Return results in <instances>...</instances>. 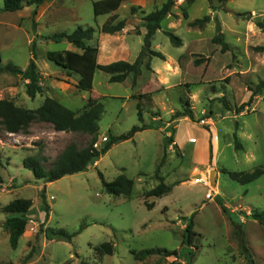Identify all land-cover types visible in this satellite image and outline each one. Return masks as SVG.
<instances>
[{"label":"rangeland","instance_id":"374dc122","mask_svg":"<svg viewBox=\"0 0 264 264\" xmlns=\"http://www.w3.org/2000/svg\"><path fill=\"white\" fill-rule=\"evenodd\" d=\"M92 1L45 0L16 11L0 10V66L11 62L25 68L33 50L43 87L42 94L31 98L25 92L26 80L0 71V99L35 109L50 96L78 113L94 99L103 107L94 142L98 148L110 134L126 133L141 123L150 126L113 144L85 171L48 182L35 178L23 166V158L37 155L49 168L68 144L83 148L92 135L56 130L37 116L10 132L0 118V264H186L173 255L151 254L140 260L132 253L149 248L188 249L190 264H264V223L251 217L264 210V87L259 86L264 83V51L258 49L264 47V32L257 25L264 19V0H173L170 14L151 39V48L164 59L152 56L135 84L130 75L110 82L109 74L96 70L91 89L80 90L76 74L46 59L49 50L75 47L67 41L43 40L41 35L92 26L95 31L88 43L101 46L98 63L133 62L145 35L138 19L165 0H135L138 5L120 6L113 23L125 24L112 32L106 23L112 13L95 17ZM204 15L209 20L203 26L189 24ZM218 26L226 50L212 41ZM163 30L178 36L180 45H173ZM185 100L193 119H174ZM174 124L180 150L164 145L165 136L174 134ZM257 167L263 173L246 184L222 172ZM211 169L216 171L214 186L208 178ZM98 171L107 181L119 173L131 178V195L106 193ZM160 177L172 185L171 190L146 196ZM43 188L47 214L41 205ZM208 191L210 198L205 196ZM14 198L32 201L16 248L10 246L4 226V206ZM151 202L153 206H147ZM190 218L191 242L186 245L184 228ZM58 229L72 238L58 237L54 234ZM108 241L112 254L96 251Z\"/></svg>","mask_w":264,"mask_h":264},{"label":"trees","instance_id":"16d2710c","mask_svg":"<svg viewBox=\"0 0 264 264\" xmlns=\"http://www.w3.org/2000/svg\"><path fill=\"white\" fill-rule=\"evenodd\" d=\"M43 1L45 0H3V6L0 10L16 11L24 6H29L32 4L37 6ZM124 1L126 0H94L92 1L93 15L97 17L102 14L113 13ZM173 3V0H165L160 5V7L142 15V24L147 31L143 37L142 47L133 62L117 60L107 64L98 63V47L88 43V41L93 38L95 30L92 26L84 27L80 25L70 32L59 31L52 34L41 35L43 40H53L56 42L64 40L81 50L80 52L73 50H49L46 52V59L53 62L55 65L66 69L68 72L76 74L78 76L76 87L80 90L91 89L94 72L96 70H101L109 74L110 82H121L130 75L132 77V84H135L136 79L141 74L142 66L144 65L146 68H149V61L151 60L152 56L164 59V55L161 52L151 48V38L156 30L160 29L161 21L166 17V15L170 14ZM183 15L185 17L187 16L186 10H183ZM116 17V14L113 13L106 22L108 25L107 30L110 32L121 30L124 27V20H118L113 23ZM208 20V15H204L201 18L193 19L189 24L203 26ZM257 25L264 32V19L259 21ZM163 33L168 36L170 42L173 45H180V38L176 36L171 30H163ZM212 41L219 44L222 50H226L228 48V44L224 40L223 34L220 32L219 26L216 29L215 35L212 37ZM258 49L264 51V47H259ZM34 59L35 54L32 50V57L25 68H20L11 62H7L6 64L0 66V71H6L11 74L20 75L24 80H26L25 92L31 98H34L36 94H42L43 92V87L39 81V72ZM194 62L197 63L198 61L196 60ZM259 86L264 87V83H260ZM102 112V104L95 101L94 99H89L86 104V108L79 113L67 108L50 96H45L41 104L35 109H29L20 105H16L9 99H0V118L3 120L6 129L10 132H16L19 128L26 125L31 119L37 116L52 124L56 130H82L92 135L91 142L83 148H77L74 144H68L56 156L49 168H46L42 164V158L37 155H28L23 158V166L30 169L35 178L43 179L48 182L57 180L65 175H71L85 171L93 160L104 154L113 144L129 139L135 132L146 129L148 126H150L141 123L140 125L132 126L131 129L126 133L119 135L110 134L107 137V141L98 148L94 146V142L97 137L98 121ZM180 116H187L193 119L188 100H185L182 103L181 111L177 110L173 113L174 119ZM138 117L139 120L142 121V114L140 110L138 111ZM233 137L235 148H241V144L237 140L235 134H233ZM172 141V136L166 135L164 138V145L167 146ZM222 172L226 173L231 179L241 184H246L258 178L263 173V169L261 167H257L250 171H229L223 168ZM98 176L101 179L103 190L106 193L114 196L124 197H129L131 195L133 190V180L124 173H119L110 181L105 180L102 173L99 171ZM1 181L2 178L0 175V182ZM171 188L172 185L166 184L164 179L160 177L159 183L155 187L149 189L146 192V196L158 197L168 193ZM40 197L42 208L45 211V214H47L45 188L41 189ZM31 204L32 201L30 199L14 198L6 206H4V211L7 213L4 226L8 229L9 244L12 248H16L17 241L20 235H22L24 232L25 225L28 221L26 213L29 210ZM220 205L223 211L227 210L224 205ZM147 206L152 207L153 203H148ZM251 217L260 223H264V210L251 213ZM191 228L192 220L190 218L184 228L185 233L183 243L186 245H189L191 242ZM54 234L66 240H70L72 238V234L67 233L63 229L55 230ZM239 239L240 244H242V247L245 250V242L241 234H239ZM97 247V252L103 254L113 253V245L109 241L103 242ZM132 253L140 260L151 254H164L166 256L173 255L184 258L186 260V264H190L187 255H189L191 251L188 249L186 251L179 252L176 249L166 250L162 248H149L137 252L132 251ZM30 257L31 252L26 255L24 260L27 261ZM82 264H85V262L83 261Z\"/></svg>","mask_w":264,"mask_h":264},{"label":"crops","instance_id":"0c3cea01","mask_svg":"<svg viewBox=\"0 0 264 264\" xmlns=\"http://www.w3.org/2000/svg\"><path fill=\"white\" fill-rule=\"evenodd\" d=\"M136 1L135 0H126V1H124V2H122L121 3V5L120 6H122V5H124L125 3L127 4L126 6H128L129 8L131 7V6H135V5H138V3H135ZM119 6V7H120ZM118 7V8H119ZM20 10V9H19ZM151 11V10H150ZM147 12H149V11H147ZM146 11L145 12H143L142 14H144V13H147ZM114 14H117L118 15V18H119V14H118V9L115 11V12H113ZM112 13V14H113ZM105 16H106V14H104ZM108 15H110V14H108ZM107 15V16H108ZM98 17V16H97ZM139 21H141L142 22V18H140V19H138ZM104 22H105V20H104ZM139 28H140V30L142 31V32H144V33H146V28L144 27V25L143 24H140V26H139ZM157 31V30H156ZM154 35V34H153ZM153 35H152V37H153ZM152 39V38H151ZM64 41V40H63ZM69 43V42H68ZM71 44V43H70ZM75 47V46H74ZM141 49V48H140ZM65 50H73V51H77V52H80L81 50L79 49V48H76L75 47V49H71V48H66ZM100 51H101V46H99L98 45V54H97V62H98V58L100 57ZM138 54V53H137ZM137 56V55H136ZM178 119H180V118H178ZM174 121V120H173ZM175 122V121H174ZM173 128H174V134L172 135V139H173V141L171 142V144H169L168 145V148H170V149H172L173 148V145H176L177 146V148L180 150V148H182V147H180V140L178 139V136H177V127H176V124H174V126H173ZM166 133H167V131H166ZM82 172V171H81ZM215 174H216V171H215Z\"/></svg>","mask_w":264,"mask_h":264},{"label":"water","instance_id":"95a60500","mask_svg":"<svg viewBox=\"0 0 264 264\" xmlns=\"http://www.w3.org/2000/svg\"><path fill=\"white\" fill-rule=\"evenodd\" d=\"M215 170L214 169H211L210 171H209V175H208V178H209V183H210V185L211 186H214L215 185ZM194 177H199V174H195V175H193Z\"/></svg>","mask_w":264,"mask_h":264},{"label":"built area","instance_id":"2783aa9c","mask_svg":"<svg viewBox=\"0 0 264 264\" xmlns=\"http://www.w3.org/2000/svg\"><path fill=\"white\" fill-rule=\"evenodd\" d=\"M103 139H105V137ZM205 196H206V198H210L211 197V192L208 191Z\"/></svg>","mask_w":264,"mask_h":264}]
</instances>
